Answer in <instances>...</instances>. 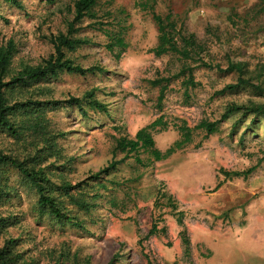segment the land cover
I'll list each match as a JSON object with an SVG mask.
<instances>
[{
  "label": "rangeland",
  "instance_id": "rangeland-1",
  "mask_svg": "<svg viewBox=\"0 0 264 264\" xmlns=\"http://www.w3.org/2000/svg\"><path fill=\"white\" fill-rule=\"evenodd\" d=\"M12 1L19 7L0 0V42L14 41V68L37 66L53 52L49 37L66 32L75 0ZM137 2L99 0L95 7L104 29L122 32L124 53L118 54L117 48L108 51L107 38L92 21L75 26V37L87 44L67 57L84 69L99 67L100 73L62 72L31 85L18 97L45 107L46 128L56 136L58 152L42 164L51 181L82 184L78 191L95 207L86 213L60 197L73 219L58 224L40 215L35 192L9 169L0 219L14 216L18 222L0 229V247L8 239L16 240L15 251L27 264H72L73 258L78 264H264V116L251 124L253 115L236 114L208 136L202 129L193 130L189 144L147 168L115 153L118 138H133L157 119L167 128L160 131L159 126L153 140L164 152L180 140L177 127L182 124L193 129L202 121L217 122L229 104H264V94L257 96L250 89L217 94L237 76L198 68L196 62L190 66L198 86L185 92L182 78L172 80L159 105L160 86L151 81L170 78L186 62L150 52L157 45V26ZM257 2L157 0L154 11L162 17L171 13L178 27L205 45L213 64L225 69L229 60L242 62L254 72L257 66L264 68V15L252 21L251 13L247 23L243 16ZM90 91L106 105V113L84 104L82 115L66 106L70 98L81 99ZM15 118L19 123L20 117ZM22 135L15 139L0 132V150L19 160L32 155L37 142L29 131ZM148 157L139 155L144 162ZM118 161L107 176H100L104 188L91 181ZM254 167L247 176H233ZM162 193L171 197L175 210ZM153 226L156 232L150 234Z\"/></svg>",
  "mask_w": 264,
  "mask_h": 264
},
{
  "label": "trees",
  "instance_id": "trees-1",
  "mask_svg": "<svg viewBox=\"0 0 264 264\" xmlns=\"http://www.w3.org/2000/svg\"><path fill=\"white\" fill-rule=\"evenodd\" d=\"M13 2L12 0H6ZM157 0H138L137 5L143 10L150 12L153 21L157 26V45L150 52L155 57H162L167 55L178 56L182 61L186 62L182 68L173 76L168 79H155L151 81L153 86H160L158 104L160 105L164 92L167 86L172 80L182 78V83L185 86V92L189 88L198 86V83L194 81L193 67L191 63L195 64L199 62L198 68H206L208 70H216L219 73L235 74L237 76L236 82L228 84L218 91L217 94H224L225 92L235 93L240 90L250 89L257 96L262 97L264 94V68L256 67L254 72H250L247 69V63L227 61V66L222 69L219 64H213L211 60H207L210 56L207 53L205 45L199 41L195 35L188 34L182 25L178 27L177 22L173 19V15L168 13L162 17L154 11V7ZM52 2V0H48ZM99 0H75L71 9L72 20L67 23L65 33H58L56 36L49 37V43L52 46L53 52L49 57L42 61L37 66L24 65L18 69L14 68L13 60L15 58L17 49L13 40L6 42H0V132L7 133L12 138L19 139L23 135L24 131H29L33 137V141L40 143L42 147H38V144H33L35 151L32 155L25 157L22 160L17 159L13 154H6L0 150V199L6 197V193L3 191L6 185V172L9 169H15L23 180L24 184L30 188L36 194V207L40 215H48L51 220H55L58 224L70 223L73 217L69 216V212L65 211V206L60 197H65L68 200V204L74 206L79 211L89 212L95 207L94 203H88L86 201L89 198L81 189L82 184L70 185L69 183L62 182L57 184L51 181L47 167H42V164L50 157H55L58 152L56 144V136L50 134L47 130L48 121H46L43 112L44 105L40 102L26 100L25 98H18L28 90V88L37 84L43 80H47L52 77H57L60 73L66 72L70 74L86 75L100 73L99 67H90L84 69L78 65H75L68 57L67 53H72L76 49L87 44L84 39L75 37L78 32L76 25L82 23L85 19L92 21V24L98 27L103 35L107 38L108 43L106 49L110 52L118 49V54L124 53L127 47L122 32H114L113 30L104 29V23L97 17L95 7ZM16 7L19 5L13 2ZM252 13V21L264 15V0H258L250 13H246L243 16L245 23L248 22L247 18ZM228 20L232 25L235 23L228 16ZM250 21V20H249ZM263 28H264V22ZM198 60V61H197ZM254 78L257 79L254 82ZM263 78V79H260ZM17 92V93H16ZM16 93V94H15ZM187 94V93H186ZM13 95L17 96L13 99ZM18 98V99H17ZM66 106H74L82 114L86 115L84 104L86 107L93 111L106 113L107 107L100 101L94 98L93 91H90L84 95L83 98H70L66 102ZM241 114V117L253 115L251 124L255 123V118L258 116H264V104L262 105H237L229 104L226 111L217 122L202 121L193 129L182 124L177 127L180 133V140L173 143L166 151L161 152L155 146L153 140V133L160 127V131L166 130V125L162 123L161 119L153 121L148 126L138 130L133 138L128 136H122L116 140L115 153L123 154L124 158L132 157L134 162L147 168L152 165L153 162H160L166 160L175 152L181 150L185 145L191 142V132L193 130L202 129L206 135H212L217 132L218 125L222 121L229 119L231 116ZM20 120L14 122L12 119ZM141 153L147 154L149 157L146 162L139 158ZM118 162H111V164L104 170L94 175L91 181L99 183V187L104 188L103 184H100L101 175H108L111 169H115V166L120 164ZM255 170L254 168L248 169L244 173L234 172V177L247 176ZM227 175V173H225ZM219 187V184L217 185ZM10 189V188H9ZM58 194V195H56ZM161 197L167 198L168 205L173 210L176 206L171 203V197H167V194H160ZM90 199H95L91 196ZM18 222L14 216L0 219V229L10 227ZM180 223V220L178 221ZM156 228L153 226L150 230V234H155ZM16 240L8 239L4 245L0 247V264H27L22 261V255L15 251ZM184 246L187 248L188 242L184 240ZM77 258H73L72 264H78Z\"/></svg>",
  "mask_w": 264,
  "mask_h": 264
}]
</instances>
